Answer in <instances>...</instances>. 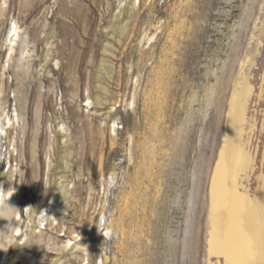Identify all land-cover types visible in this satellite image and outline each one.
<instances>
[{
	"label": "rangeland",
	"instance_id": "374dc122",
	"mask_svg": "<svg viewBox=\"0 0 264 264\" xmlns=\"http://www.w3.org/2000/svg\"><path fill=\"white\" fill-rule=\"evenodd\" d=\"M13 23L27 72L15 58L3 70ZM240 73L253 87L260 169L264 0H0V88L24 125L9 133L16 155L0 134V182L15 170L22 231L34 212L12 264H207L210 176ZM55 192L57 224L44 214ZM81 230L87 256L62 248ZM2 253L9 264L12 243Z\"/></svg>",
	"mask_w": 264,
	"mask_h": 264
},
{
	"label": "bare ground",
	"instance_id": "6f19581e",
	"mask_svg": "<svg viewBox=\"0 0 264 264\" xmlns=\"http://www.w3.org/2000/svg\"><path fill=\"white\" fill-rule=\"evenodd\" d=\"M7 35L5 39L7 53L3 70L6 67L8 68L9 63L15 58L16 68L27 72L31 57L28 43L22 39L19 42L20 30L14 23ZM152 37L147 38L148 41L146 42L152 41ZM252 96L253 87L249 81V74L240 73L233 85L228 104L227 126L224 130L222 143L210 176V210L207 224L209 230L206 241L208 248L207 264H264V150L260 160L261 166L258 169L257 148L251 149L252 134L256 129V120L253 116V111L250 110ZM257 96L258 98L260 97L259 94ZM13 97L15 105H13L9 113L6 109V97L4 99L3 89L0 88V134L4 137L5 143L13 155H16L18 150L15 147V138L10 139L9 133L11 130L16 133L17 129H19L21 134L24 135V125L16 108L15 95ZM109 116L100 123L99 127L101 129L106 126ZM114 119L111 122L112 127L116 122V119ZM59 125L56 140L57 148L55 146L58 150L66 148V139H64L65 128L63 124ZM33 148L31 147V154L34 157ZM61 152L65 154L64 149ZM60 154L58 157L61 161L64 156ZM65 167L59 166V168ZM14 171V169L11 170L9 167L2 174L3 182H0V192H3L0 193V200L7 202L8 207L12 208L7 211L3 219H0V232L6 234L8 231L10 233V238H6L5 242L0 245V264L5 262V256L2 251L6 248V244L12 243L14 249L9 262V264H12L19 257L16 252L26 247L30 236L34 233L31 226L29 227L30 213L32 214L33 212L30 207L25 208L26 230L22 231L18 226L21 221V214L18 209L19 197L12 187ZM252 178L255 181L253 190L251 188ZM112 182L113 178L111 177L108 186ZM63 200L64 193L53 194L51 207L48 210L49 213H44L45 216L47 215L46 218H51L53 222H57L56 214L51 213H53V209L59 207ZM44 222L45 220H42L39 223V227L45 225ZM105 230L104 235H101L96 230L93 233V237L102 238V240L106 239L112 229L106 227ZM71 234H75V232ZM87 234L88 231L81 230L73 237L74 242L68 240L66 241L67 243L62 244V248L66 251L71 249L80 250L81 253L86 255L87 248L84 242L87 241ZM210 256H214L216 260L212 262L209 260ZM59 263L60 261L56 260L52 264Z\"/></svg>",
	"mask_w": 264,
	"mask_h": 264
},
{
	"label": "clouds",
	"instance_id": "9594fccd",
	"mask_svg": "<svg viewBox=\"0 0 264 264\" xmlns=\"http://www.w3.org/2000/svg\"><path fill=\"white\" fill-rule=\"evenodd\" d=\"M11 209L12 208L8 207L7 202H3L2 200H0V219H3L4 216L7 214V211H10ZM6 238H10V233L8 231L6 234L0 232V245H2L5 242Z\"/></svg>",
	"mask_w": 264,
	"mask_h": 264
}]
</instances>
